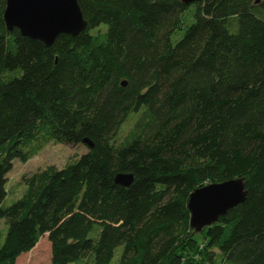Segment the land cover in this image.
Segmentation results:
<instances>
[{
    "label": "trees",
    "instance_id": "obj_1",
    "mask_svg": "<svg viewBox=\"0 0 264 264\" xmlns=\"http://www.w3.org/2000/svg\"><path fill=\"white\" fill-rule=\"evenodd\" d=\"M78 4L87 29L46 47L7 30L0 0V264L45 234L51 264H110L119 247L118 264H264V0ZM85 138L3 205L14 160ZM235 178L245 201L192 229L189 195Z\"/></svg>",
    "mask_w": 264,
    "mask_h": 264
},
{
    "label": "water",
    "instance_id": "obj_2",
    "mask_svg": "<svg viewBox=\"0 0 264 264\" xmlns=\"http://www.w3.org/2000/svg\"><path fill=\"white\" fill-rule=\"evenodd\" d=\"M183 1L190 4L198 0ZM3 19L9 32L17 29L22 36L41 41L46 47L61 34L76 36L87 29L78 0H6ZM83 143L93 147L89 139H83ZM114 181L128 187L133 176L119 173ZM246 195L243 179L237 178L197 188L189 195L187 203L190 227L196 232L210 227L229 210L242 204Z\"/></svg>",
    "mask_w": 264,
    "mask_h": 264
},
{
    "label": "rangeland",
    "instance_id": "obj_3",
    "mask_svg": "<svg viewBox=\"0 0 264 264\" xmlns=\"http://www.w3.org/2000/svg\"><path fill=\"white\" fill-rule=\"evenodd\" d=\"M195 5L192 4L182 14L183 24L182 30L177 31L171 37V42L175 43L183 35V28L194 21ZM137 115H132L122 126L118 134L117 142H120L133 126ZM88 151L85 144L66 145L58 144L54 141H49L43 144L41 149L27 162L23 163L18 160L13 161L11 171L6 175L7 197L3 202L4 206H8L17 199H19L26 191V179L31 177L36 172L43 170L49 166L58 169L64 167L68 162L79 158ZM7 232V224L4 220H0V245L5 239ZM121 247L116 250L115 257L110 264H118ZM19 256L17 264H51V244L48 240L47 234L42 236L39 240V245L34 247L30 252L23 257Z\"/></svg>",
    "mask_w": 264,
    "mask_h": 264
},
{
    "label": "crops",
    "instance_id": "obj_4",
    "mask_svg": "<svg viewBox=\"0 0 264 264\" xmlns=\"http://www.w3.org/2000/svg\"><path fill=\"white\" fill-rule=\"evenodd\" d=\"M25 254H26V253H23V254H22V255H20V256H21V257H23ZM21 257H20V258H21ZM17 259H18V258H17ZM16 264H17V261H16Z\"/></svg>",
    "mask_w": 264,
    "mask_h": 264
},
{
    "label": "bare ground",
    "instance_id": "obj_5",
    "mask_svg": "<svg viewBox=\"0 0 264 264\" xmlns=\"http://www.w3.org/2000/svg\"><path fill=\"white\" fill-rule=\"evenodd\" d=\"M38 245H39V242L36 244V246H38ZM36 246H35V247H36Z\"/></svg>",
    "mask_w": 264,
    "mask_h": 264
}]
</instances>
